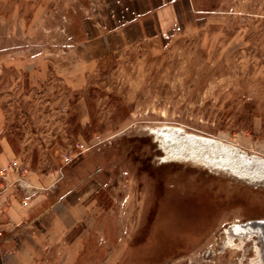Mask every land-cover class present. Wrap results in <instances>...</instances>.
Instances as JSON below:
<instances>
[{
  "label": "rangeland",
  "instance_id": "1",
  "mask_svg": "<svg viewBox=\"0 0 264 264\" xmlns=\"http://www.w3.org/2000/svg\"><path fill=\"white\" fill-rule=\"evenodd\" d=\"M65 2L44 30L23 35L4 29L24 23L29 5L0 0V108L23 166L61 175L84 161L100 175L95 212L107 244L121 247L117 264H262L257 227L234 242L227 230L264 219V187L166 162L154 132L180 129L264 160V0H217L164 41L106 57L83 87L51 72L29 90L19 60L71 49Z\"/></svg>",
  "mask_w": 264,
  "mask_h": 264
},
{
  "label": "crops",
  "instance_id": "2",
  "mask_svg": "<svg viewBox=\"0 0 264 264\" xmlns=\"http://www.w3.org/2000/svg\"><path fill=\"white\" fill-rule=\"evenodd\" d=\"M30 12L5 33L31 35L44 30L65 0H21ZM217 0H72L68 18L72 46L65 56L19 60L34 90L54 74L70 88L83 87L88 71L106 57L123 58L134 47L156 45L186 27L191 19L216 9ZM69 8V9H68ZM76 12V13H74ZM76 18V20H75ZM77 26L75 33L73 27ZM78 35V36H76ZM52 72V74H51ZM51 81V80H49ZM0 108V173L13 161L22 164L5 136ZM77 162L60 175L28 171L0 197V264H117L120 245H108L106 222L97 214L94 195L100 175ZM24 167V166H23ZM10 180H18L13 173ZM103 253L94 255L92 245ZM97 260L93 261L92 258Z\"/></svg>",
  "mask_w": 264,
  "mask_h": 264
},
{
  "label": "bare ground",
  "instance_id": "3",
  "mask_svg": "<svg viewBox=\"0 0 264 264\" xmlns=\"http://www.w3.org/2000/svg\"><path fill=\"white\" fill-rule=\"evenodd\" d=\"M176 131L182 132V134L178 135ZM154 133L160 139L165 149L166 162L171 163L175 161L182 163L193 158L194 161L199 160L200 162L198 163H203L205 166L206 164H212L213 166H217V168L230 169V171L233 172L237 171V174L239 173L240 176H254L258 179H264L263 174L253 175L252 171L247 169L248 165L260 162L264 163V160L255 156H249L230 144L212 138L191 135L180 129H169L166 132L157 131ZM220 151H222L223 154H220ZM255 227L258 229L257 234L262 238L264 236V219L254 222L253 224L244 225L237 223L233 225L229 235L230 241L234 242L236 238H241L249 228L254 229Z\"/></svg>",
  "mask_w": 264,
  "mask_h": 264
},
{
  "label": "water",
  "instance_id": "4",
  "mask_svg": "<svg viewBox=\"0 0 264 264\" xmlns=\"http://www.w3.org/2000/svg\"><path fill=\"white\" fill-rule=\"evenodd\" d=\"M169 129H167V128H165V129H160V131L161 132H166V131H168ZM176 133L178 134V135H181L182 134V132H177L176 131ZM157 137V136H156ZM157 139L159 140V143H160V146H161V148H162V150L164 151V153H165V149H164V147L162 146V143H161V141H160V139L157 137ZM220 154H223L222 153V151H220L219 152ZM165 156H166V153H165ZM188 161H193V162H196V163H198V162H200L199 160L198 161H194V159L192 158H190V159H188ZM203 164V163H202ZM206 166L208 167V168H210L211 170H213V171H216V172H222V173H226V174H228L229 176H232V177H234V178H236V179H238V180H240V181H242V182H244V183H247V184H250V185H253V186H258V187H264V179L263 178H256V177H254V176H240L239 175V173L237 174V171L235 172H233V171H230V169H224V168H217V166H213L212 164H210V165H207L206 164ZM247 169H249L250 171H252V174L253 175H260V173L261 174H263L264 175V163H262V162H260V163H256V164H250V165H248L247 166ZM257 221H260V220H256V221H252V222H248V223H245L244 225H247V224H253L254 222H257ZM258 223H260V222H258ZM232 227L233 226H231L229 229H228V235H230V230H232ZM250 235H253L254 236V234L251 232V233H249V235L247 234H243L242 235V237L241 238H239V239H243V238H245V237H247V236H250ZM257 239V238H256ZM257 241H258V249H260L259 250V252L260 253H262L263 254V256H264V250H263V242L261 241V240H258L257 239ZM260 262L262 263V264H264V259L262 258V259H260Z\"/></svg>",
  "mask_w": 264,
  "mask_h": 264
},
{
  "label": "built area",
  "instance_id": "5",
  "mask_svg": "<svg viewBox=\"0 0 264 264\" xmlns=\"http://www.w3.org/2000/svg\"><path fill=\"white\" fill-rule=\"evenodd\" d=\"M27 172V169L17 161H13L4 171H2L0 173V197L4 195L10 188H13L16 182H19L22 180V178L26 177ZM13 173L19 175L18 180H10L9 177ZM0 236H2L1 232Z\"/></svg>",
  "mask_w": 264,
  "mask_h": 264
}]
</instances>
